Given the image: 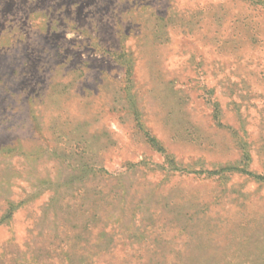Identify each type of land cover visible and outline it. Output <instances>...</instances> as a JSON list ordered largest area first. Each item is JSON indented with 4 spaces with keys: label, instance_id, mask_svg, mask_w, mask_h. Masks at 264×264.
<instances>
[{
    "label": "rangeland",
    "instance_id": "374dc122",
    "mask_svg": "<svg viewBox=\"0 0 264 264\" xmlns=\"http://www.w3.org/2000/svg\"><path fill=\"white\" fill-rule=\"evenodd\" d=\"M0 264H264V0H0Z\"/></svg>",
    "mask_w": 264,
    "mask_h": 264
}]
</instances>
